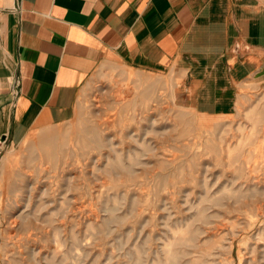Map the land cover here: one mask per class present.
<instances>
[{"label": "rangeland", "instance_id": "rangeland-1", "mask_svg": "<svg viewBox=\"0 0 264 264\" xmlns=\"http://www.w3.org/2000/svg\"><path fill=\"white\" fill-rule=\"evenodd\" d=\"M171 70L103 60L0 150V264H264V83L210 115Z\"/></svg>", "mask_w": 264, "mask_h": 264}, {"label": "crops", "instance_id": "crops-1", "mask_svg": "<svg viewBox=\"0 0 264 264\" xmlns=\"http://www.w3.org/2000/svg\"><path fill=\"white\" fill-rule=\"evenodd\" d=\"M108 59L172 69L197 112L233 113L240 82L264 83L263 1L0 0V150L73 117Z\"/></svg>", "mask_w": 264, "mask_h": 264}, {"label": "built area", "instance_id": "built-area-1", "mask_svg": "<svg viewBox=\"0 0 264 264\" xmlns=\"http://www.w3.org/2000/svg\"><path fill=\"white\" fill-rule=\"evenodd\" d=\"M17 8H19V6H17ZM20 78L19 76H15L14 80H13V87H12V94L14 95V97L16 98L20 89Z\"/></svg>", "mask_w": 264, "mask_h": 264}, {"label": "bare ground", "instance_id": "bare-ground-1", "mask_svg": "<svg viewBox=\"0 0 264 264\" xmlns=\"http://www.w3.org/2000/svg\"><path fill=\"white\" fill-rule=\"evenodd\" d=\"M53 148V147H52ZM48 153H49V155H51L52 154V149H48ZM53 157V156H52ZM51 158V157H50Z\"/></svg>", "mask_w": 264, "mask_h": 264}]
</instances>
